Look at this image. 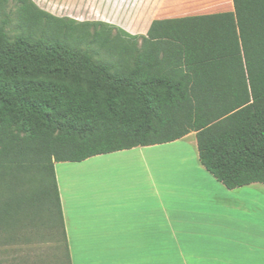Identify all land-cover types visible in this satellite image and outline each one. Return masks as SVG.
<instances>
[{
    "label": "trees",
    "instance_id": "trees-1",
    "mask_svg": "<svg viewBox=\"0 0 264 264\" xmlns=\"http://www.w3.org/2000/svg\"><path fill=\"white\" fill-rule=\"evenodd\" d=\"M232 5L136 38L0 0V240L59 233L67 259L55 164L191 133L228 190L264 185V0Z\"/></svg>",
    "mask_w": 264,
    "mask_h": 264
},
{
    "label": "crops",
    "instance_id": "crops-1",
    "mask_svg": "<svg viewBox=\"0 0 264 264\" xmlns=\"http://www.w3.org/2000/svg\"><path fill=\"white\" fill-rule=\"evenodd\" d=\"M32 2L55 17L118 26L136 38L147 37L156 20L233 11L232 0H128L131 26L123 27L109 16L122 13L113 0ZM179 165L171 184L152 183V202L137 203L147 212L133 209V195L82 187L63 197L58 188L67 263L74 264L73 250H81V264H123V250L133 249V264H264L262 184L228 190L199 160Z\"/></svg>",
    "mask_w": 264,
    "mask_h": 264
},
{
    "label": "rangeland",
    "instance_id": "rangeland-1",
    "mask_svg": "<svg viewBox=\"0 0 264 264\" xmlns=\"http://www.w3.org/2000/svg\"><path fill=\"white\" fill-rule=\"evenodd\" d=\"M127 1L113 0L112 4L118 5L122 13L121 15L109 14L123 27L131 26ZM11 5L8 6L9 9ZM114 27L118 29L111 32L112 36L120 34L121 28ZM122 38L125 41L131 40V36L126 34ZM136 44L137 41L133 38V46L135 47ZM92 48L100 51L98 44H94ZM100 53V57L104 58L105 54L102 51ZM195 141V136L191 134L173 143L100 155L85 162L56 163L58 188L63 197L66 196V190L74 191L75 188L82 187L90 193H97L102 189L109 194L133 195V209L147 212L145 204L137 203L153 201L148 198L152 183L154 182V186H161L163 183L171 184L173 182L172 171L178 170L182 161L199 160ZM70 184L74 187H69ZM258 187L264 190L263 185H258ZM27 235L28 239H25ZM19 236L20 239L10 244L4 243L3 239L0 240V264H68L65 244L59 233L57 239L45 238V236L43 238L39 232L34 230L32 232L21 231ZM73 252L74 264H81V250H73ZM122 261L123 264H133V249L123 250Z\"/></svg>",
    "mask_w": 264,
    "mask_h": 264
}]
</instances>
